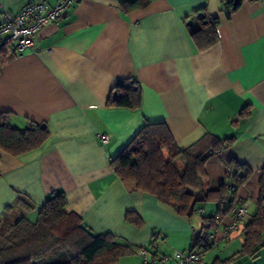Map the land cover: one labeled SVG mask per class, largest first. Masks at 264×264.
Masks as SVG:
<instances>
[{
  "label": "crops",
  "instance_id": "1",
  "mask_svg": "<svg viewBox=\"0 0 264 264\" xmlns=\"http://www.w3.org/2000/svg\"><path fill=\"white\" fill-rule=\"evenodd\" d=\"M27 1L58 0H0V18ZM128 1L78 0L37 33V51L0 57V113L10 114L13 128L32 121L45 124L48 133L39 148L24 154L0 149V217L33 221L48 197L62 191L67 212L93 232L128 244L134 250L128 257L141 264L138 251L154 233L163 239L159 251H195L198 264H264V246L251 257L238 255L243 228L226 235L230 213L204 228L205 243L218 230L215 244L202 251L199 217L179 215L123 182L109 165L147 122L164 123L180 149L205 134L231 138L206 159L201 187L217 189L233 159L251 170L236 190L235 205L248 198L249 216L254 212L264 166V0H242L229 16L222 6L228 0H150L135 9L123 5ZM199 9L219 20L218 39L205 50L197 48L185 24L188 16L196 24ZM127 78L139 87V108L108 106L112 88ZM101 135L108 136L106 143ZM234 191H227L229 197ZM218 210L216 202L203 205L205 216H218ZM127 211L143 224L127 223ZM126 258L114 264H129Z\"/></svg>",
  "mask_w": 264,
  "mask_h": 264
},
{
  "label": "trees",
  "instance_id": "2",
  "mask_svg": "<svg viewBox=\"0 0 264 264\" xmlns=\"http://www.w3.org/2000/svg\"><path fill=\"white\" fill-rule=\"evenodd\" d=\"M150 0L123 2L127 9L143 8ZM242 0L222 1L226 16L237 9ZM185 17L191 39L199 50H205L217 39L218 18L208 16L204 10ZM0 57L6 58L4 50ZM12 58V57H9ZM116 93V98L113 94ZM141 92L136 81L127 78L111 90L107 105L131 110L139 108ZM10 114L0 113V149L17 156L39 148L47 139V130L29 121L25 128H13ZM232 139H219L205 134L190 146L180 149L164 123H145L128 144L109 160L113 172L123 182H133L137 189L154 195L159 201L173 208L179 215L191 218L195 210L207 202H216L219 215L203 216L202 233L197 238L202 251L211 246L204 241V228L213 227L216 218L230 213L235 205L236 190L246 182L251 170L230 159L226 180L215 190L201 187L207 179L206 159L229 146ZM181 160L182 167L177 161ZM236 188L229 197L227 180ZM240 200V199H239ZM226 201V207L221 208ZM241 201V200H240ZM17 203L28 209L18 198ZM65 194L52 193L39 207L37 218L25 216L13 219L0 217V264H114L121 257L134 253L125 243L116 241L109 233H95L84 226L80 218L66 211ZM255 210L243 227V243L238 255L253 256L264 240V166L259 170ZM127 223L140 227L141 218L130 211L124 215Z\"/></svg>",
  "mask_w": 264,
  "mask_h": 264
},
{
  "label": "built area",
  "instance_id": "3",
  "mask_svg": "<svg viewBox=\"0 0 264 264\" xmlns=\"http://www.w3.org/2000/svg\"><path fill=\"white\" fill-rule=\"evenodd\" d=\"M78 0H58L54 4L45 1H27L16 12L2 11L0 18V51L4 50L5 57H15L22 52H35L39 48L37 33L45 26L63 17L68 8ZM101 140L106 143L107 135H101ZM227 190L234 191L236 186L229 180ZM250 201L248 198L234 205L230 211V222L226 227V235L240 231L249 218ZM195 216L202 220L203 206L195 210ZM218 218V217H217ZM217 228L207 235V244L216 242ZM163 243L161 235L154 233L151 241L145 247H140L138 253L142 264H198L200 254L195 251L182 252L176 250L173 254L159 251Z\"/></svg>",
  "mask_w": 264,
  "mask_h": 264
},
{
  "label": "rangeland",
  "instance_id": "4",
  "mask_svg": "<svg viewBox=\"0 0 264 264\" xmlns=\"http://www.w3.org/2000/svg\"><path fill=\"white\" fill-rule=\"evenodd\" d=\"M250 205L252 206L253 203L251 202ZM125 257H126V256H125ZM125 261H127L129 264H141L138 258H136V257H134V258H133V257H128V255H127V258H126ZM251 261H252V260H251ZM253 261H254V260H253Z\"/></svg>",
  "mask_w": 264,
  "mask_h": 264
},
{
  "label": "water",
  "instance_id": "5",
  "mask_svg": "<svg viewBox=\"0 0 264 264\" xmlns=\"http://www.w3.org/2000/svg\"><path fill=\"white\" fill-rule=\"evenodd\" d=\"M113 98H116V93L113 94ZM43 128H45V124H41ZM261 246H264V240L261 241Z\"/></svg>",
  "mask_w": 264,
  "mask_h": 264
}]
</instances>
